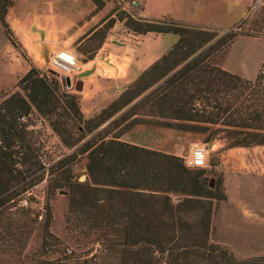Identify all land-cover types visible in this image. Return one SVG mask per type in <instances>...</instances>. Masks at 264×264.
Wrapping results in <instances>:
<instances>
[{"label":"trees","instance_id":"16d2710c","mask_svg":"<svg viewBox=\"0 0 264 264\" xmlns=\"http://www.w3.org/2000/svg\"><path fill=\"white\" fill-rule=\"evenodd\" d=\"M0 3L7 9L12 0ZM115 22L133 35L171 33L176 39L93 117L82 119L76 98L62 87L66 82L33 67L17 81L22 93L0 99V244L22 250L39 227L35 264H264V256L237 260L211 241L212 208L225 199L220 180L209 186L205 168H188L180 156L108 136L106 127L98 129L117 112H122L119 119L143 109L156 118L155 125L207 132V142L222 141L226 149L264 146V62L252 80L246 79L213 59L235 32L218 37L213 29L135 18L123 10L98 30L99 43L79 49L81 62L95 57ZM32 111L47 117L65 145L81 144L47 167L28 128ZM76 153L85 155L82 181L71 171ZM42 180L44 200L35 210L24 196ZM56 191L65 192L64 229L75 248L49 229ZM82 240L89 245L76 250ZM47 254L55 256L40 259Z\"/></svg>","mask_w":264,"mask_h":264},{"label":"rangeland","instance_id":"374dc122","mask_svg":"<svg viewBox=\"0 0 264 264\" xmlns=\"http://www.w3.org/2000/svg\"><path fill=\"white\" fill-rule=\"evenodd\" d=\"M137 1L139 7L123 11H130L135 18H144L138 10L142 5L144 10L141 15L149 19L175 21L190 16L209 20L220 18L222 26L218 30L214 29L217 36L228 32H235L236 35L226 47L213 53L215 62L221 68L245 78H252L256 70L258 72L262 68L260 65L258 67V64L264 49V41L259 38L264 11L254 10L239 28L235 29L233 25L236 22L232 24V21L238 17L239 12L233 9L232 0H225L224 4L222 2L218 7L202 2L191 9L186 8V0ZM1 4L0 13H4L5 28L0 23V99L14 91L22 93L17 81L31 67L37 69L40 74H53L60 79L63 75L55 69L48 70L46 63L56 50H69L79 62V70L70 76L69 84L62 83V87L76 98L83 120L93 117L107 107L138 76L131 78L132 73L137 71L140 74L145 67L167 51L176 39L171 33L133 35L121 22H115L105 32V38L101 42L103 44L95 57L90 61L81 62L79 49L89 43H99L102 31L98 30L109 18L122 10V0H12V5L7 9ZM98 4L101 6L98 7ZM125 63L130 66L127 73L131 77L123 72ZM88 76L93 77L92 83L98 88L111 87L114 92L118 89L120 91L111 102L98 111L91 113L88 111L89 107L82 104L84 114L79 94L88 89ZM107 77L112 78L109 85L105 81ZM78 80L80 82L75 88ZM107 97L110 95L103 99L106 100ZM103 99L98 100V103L102 104ZM127 108L128 106L124 110ZM132 112H126L119 119L117 118L122 112H117L98 129L106 127L108 136L117 135L121 141L173 153L182 159L189 153L193 144L206 146L204 180L212 185L216 180H220L225 195L224 201H218L212 208L211 241L227 248L237 260L264 256V146L226 149L222 141L207 142V132L191 133L164 128L155 125L153 122L156 118L147 115L143 109ZM113 119L117 120L107 126ZM27 122L36 140L38 154L47 167L73 152L82 142L81 140L72 146L65 145L48 126L47 117H42L35 111L28 115ZM71 136L70 142L73 141L74 134ZM84 163L85 155L76 153L70 165L72 173L79 181L85 179ZM45 186V180H42L30 189L29 195L24 196L35 210H39L44 200ZM25 203L24 200L23 204ZM50 204V231L66 246L75 248L76 244L69 239L64 229L65 192L56 191ZM39 220L40 216L38 223ZM39 242L40 229L36 227L28 236L22 250L10 251L0 244V264H35L38 260ZM78 245L76 250L89 243L82 240ZM54 256L55 254H47L40 259Z\"/></svg>","mask_w":264,"mask_h":264},{"label":"crops","instance_id":"0c3cea01","mask_svg":"<svg viewBox=\"0 0 264 264\" xmlns=\"http://www.w3.org/2000/svg\"><path fill=\"white\" fill-rule=\"evenodd\" d=\"M224 1L225 0H186V2H187L186 3V8L187 9L188 8L191 9L192 7H197L198 5H201L202 2H206V3H209L210 5H215L216 7H218L222 2L224 4ZM254 1L255 0H232L231 1V2H233L232 3L233 9L237 10V13L239 12L238 17L232 21L233 22L232 24H234L235 22H238L240 19H242L241 17H243L244 14L247 11L250 10V7H251V5H252V3ZM258 1H259L258 10L264 11V0H258ZM137 7H139V6H137ZM138 10H140V12L143 13L144 9H143L142 5H141V8L138 9ZM141 13H140V16L145 18V16L141 15ZM176 21H177V23H180V24H183V25H186V26H189V27L207 28V29H213V30L214 29L218 30L220 28V26H222V24H223V22L221 21L220 18L209 20V19H206V18H200V17H194V16H190V17H186V18L182 17L179 20H175V22ZM261 25H262L260 27L261 28V32H260L261 35L259 36V38L264 41V18H262V20H261ZM263 58H264V49H263V52H262L261 59L259 61L258 67H259L260 63L263 61ZM111 62L113 63V61H111ZM129 67L130 66L127 63L126 66H125V70L123 71V72H125L126 76L129 75L127 73L129 71ZM258 67H257V69H258ZM119 72L123 73L122 71H119ZM256 73H257V70L254 73L252 78H246V79H253L255 77ZM116 74H118V72L115 73L114 76H116ZM137 75H138V73H137V71H135L134 73H132V77L130 75L129 76L131 78H135ZM88 77H90L88 79V82H89L88 89L85 92L81 91L80 94H79V100H80V104H81V109L84 112V114H85V110L83 109L82 104L88 106L89 107L88 111L91 112V113L95 112V111H98V109L103 108L109 102H111L115 98V96L118 94V92L120 91L118 89V90H115V92H114L113 88H111V87H109V88L106 87V88H102V89L98 88L95 84L92 83V79L91 78H93V77L92 76H88ZM110 80H112L111 77L105 78V81H106L107 85H109ZM128 83H126V84H128ZM126 84H124V85L126 86ZM108 95H110V97H107L106 100L103 99V98H105ZM96 97H97V100L95 101ZM100 99H103V103L102 104L98 103L99 102L98 100H100ZM94 105H95V107H94ZM85 116L88 117V115H85Z\"/></svg>","mask_w":264,"mask_h":264},{"label":"built area","instance_id":"2783aa9c","mask_svg":"<svg viewBox=\"0 0 264 264\" xmlns=\"http://www.w3.org/2000/svg\"><path fill=\"white\" fill-rule=\"evenodd\" d=\"M123 4L121 6L122 10H129L131 8L137 7V0H122ZM259 8V1L255 0L250 10L247 11L242 19L233 25V28L238 29L241 23L247 18L248 14ZM46 67L48 70L55 69L59 71L63 76L68 77L70 81V76L79 70V62L77 61L75 55L65 49H58L53 54H51L47 60ZM264 73V71H262ZM206 161V146L201 144H193L190 148L189 153L183 157V163L188 168H204Z\"/></svg>","mask_w":264,"mask_h":264},{"label":"water","instance_id":"95a60500","mask_svg":"<svg viewBox=\"0 0 264 264\" xmlns=\"http://www.w3.org/2000/svg\"><path fill=\"white\" fill-rule=\"evenodd\" d=\"M55 74L57 75L58 73L55 72ZM60 80L62 81V83L66 82V84H69V82H70L69 79H68V77H66V76H61V77H60ZM79 82H80L79 80L76 81V83H75V88H77V85H78ZM209 186H211V183H210ZM61 192H62V191H61Z\"/></svg>","mask_w":264,"mask_h":264}]
</instances>
